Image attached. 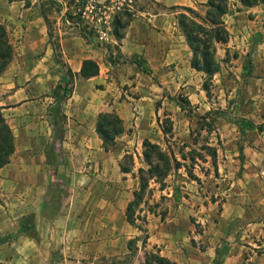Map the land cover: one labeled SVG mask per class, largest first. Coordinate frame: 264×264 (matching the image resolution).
I'll return each mask as SVG.
<instances>
[{"label":"rangeland","instance_id":"obj_1","mask_svg":"<svg viewBox=\"0 0 264 264\" xmlns=\"http://www.w3.org/2000/svg\"><path fill=\"white\" fill-rule=\"evenodd\" d=\"M263 4L249 9L241 0H229L223 17L229 40L216 44L221 68L208 80L190 63L165 67L156 75L118 70L135 56L121 53L114 32L136 17L141 7L163 9L150 0H135V16L119 0H0V23L14 46L13 58L0 77V107L16 145L10 162L0 169V224L12 231L0 238L15 239L20 234L31 238L22 237L14 245L21 250L18 262L29 264L28 254L36 246L32 264H112L107 258L123 257L129 240L145 235L127 221L126 208L139 187V168H147L143 143L148 138L181 166H175L163 184L150 180L152 193L137 209L138 222L150 235L147 249L156 247L167 257L216 251L213 264H225L230 252L234 264L238 258L233 254L242 253L237 264H264V247L248 229V222L264 219ZM52 42H60L63 63L56 61ZM88 56L98 58L101 74L111 73L112 83L101 85L98 79L78 77L64 109L78 120L95 103L102 105L103 112L117 111L129 121L116 146L109 153L99 150L103 156L96 154L98 164L91 167L86 155L92 147L79 142L92 144L91 134L75 130L73 120L67 119L70 125L56 136L50 116L56 102L54 89L67 65L75 67ZM105 61L113 65L109 71ZM172 72L177 77L168 75ZM103 89H108L107 94L102 95ZM101 96L113 107L104 106ZM244 120L257 127H241ZM208 146L217 150L218 170ZM127 153L130 157L124 159ZM122 162L132 171L123 172ZM24 172L30 174L27 181H4L10 173L23 176ZM42 186L47 188L43 203ZM16 187L19 194L14 193ZM56 218L61 231L54 237L47 222ZM38 222H42L40 231ZM22 224H34L45 241L20 232ZM143 246L140 241L136 264L145 257Z\"/></svg>","mask_w":264,"mask_h":264},{"label":"trees","instance_id":"obj_2","mask_svg":"<svg viewBox=\"0 0 264 264\" xmlns=\"http://www.w3.org/2000/svg\"><path fill=\"white\" fill-rule=\"evenodd\" d=\"M264 0H241L244 6H254ZM66 3V0H64ZM207 10L205 14L199 10L189 6H173L169 9L178 11V22L182 32L184 33L187 43L192 51L191 66L207 75L208 80L216 74L221 64L216 57L217 43H225L229 40V31L224 22V15L229 10V0H208ZM42 14L47 23H49V16L45 6H42ZM130 20L120 24L114 35L118 41L124 37V32L120 28H125ZM50 39H53V33L50 32ZM56 61L63 63L61 59V44L60 42H52ZM99 47V45L97 46ZM14 55V46L10 40L7 28L0 23V77L9 66ZM130 61L136 62L140 68L147 74H151V68L148 66L146 60L131 58ZM100 64L93 58H85L82 63L79 75L83 78L89 79L100 74ZM75 73L72 68L67 65V70L64 71L61 81L54 89L53 97L56 99L55 104L50 108V116L52 118L55 134L64 130L68 116L65 112L64 105L72 96L73 84ZM205 89L210 93V82H205ZM241 127L245 125L249 129H255L257 124L252 120H244L240 122ZM263 128V126H259ZM97 133L102 139V147L105 151H111L117 143V137L125 131L124 120L116 112H101L98 116ZM211 130V128H210ZM165 133H168L165 128ZM144 160L147 163V168H139V187L133 192V199H131L126 208L127 221L136 227L144 236H136L128 242V252L123 256H112L107 258L112 264H136L134 262L139 252V242L141 241L145 247V257L139 264H180L177 261L163 255L161 250L153 247L147 249L149 238L148 229L138 220L141 219L136 214L138 207L145 202L146 196L151 195L150 180L163 184L172 169L177 166L180 167L181 163L178 162L176 157H173L166 151L160 144L152 142L148 138L144 140ZM210 155L212 156L214 166L217 168L218 153L216 148L208 146ZM15 135L8 123L2 107H0V169L10 162L11 156L15 152ZM130 154H125L124 159H127ZM123 172L129 173L132 171L130 166L125 165L123 162L120 164ZM145 221V220H144ZM23 225L20 232H26L37 238L35 227ZM34 228V229H33ZM34 230V232L32 231ZM143 235V234H142ZM10 236L0 238V243L6 242ZM0 264H6L0 261Z\"/></svg>","mask_w":264,"mask_h":264},{"label":"crops","instance_id":"obj_3","mask_svg":"<svg viewBox=\"0 0 264 264\" xmlns=\"http://www.w3.org/2000/svg\"><path fill=\"white\" fill-rule=\"evenodd\" d=\"M139 1L143 2L144 0H139ZM150 1L156 5L162 6L163 9L154 10L153 7H151V10L147 9V7H141V9H139V14L136 17L130 19L129 24L124 29V37L120 41L121 53L126 57L135 56L136 58V56H139V59H142V60L145 59L148 66L151 68L153 75L158 74V72L164 69L165 67L174 66L178 68L180 65H186L187 63H190L191 65V62L189 61L190 47L187 43L184 33L182 32L180 28V25L178 22V11L172 10L169 8L173 6H189V7H193L199 10L200 8L207 7L206 4L208 0H150ZM253 8L254 7H250L249 9H253ZM262 11L264 13V4L262 5ZM238 36L239 35H237V37ZM93 51H97V49L95 48L93 49ZM104 53L106 52L103 51L102 54ZM86 58H93L100 64V61L95 56H88ZM84 59L85 58L78 60L76 62L75 67L73 66L71 67L69 65L72 68L73 72L75 73L74 81L75 79L79 80V78L82 80L98 79L97 83H100L101 85L105 84V85L110 86L112 82H110L109 78L111 77L112 74L108 73L104 76L101 74L102 69L100 70V74L92 78H89V79L83 78L79 75ZM105 64H106L107 71L113 68V65H111L112 63H109L110 66H108L107 65L108 63L105 61ZM100 67H101V64H100ZM118 70L123 71V72H127V70H133V72L137 76H142L145 73L140 68V66L136 62H133V61L123 62L122 64L119 65ZM128 75L130 74H127L126 77ZM168 75L170 77L172 76V78L177 77V73L175 72L169 73ZM131 80L132 78H130V81ZM102 91H103L102 95H105L107 94L108 89H103ZM101 97H102V104L104 106L110 105L109 102H106L105 96H101ZM71 99H72V96L69 98L67 102L68 104H69V101H71ZM92 106H93V109L79 116L77 118L78 120H75V118H71V116L68 114L69 110L68 109L65 110L68 116V121L73 120L75 130L82 129L90 133L92 136L91 138L92 144L89 140L84 141V142L79 141L80 144L81 143L83 144V146L87 145V147H92V149L91 148L87 149L88 154L86 155L88 158L91 159L90 163L92 164L89 163V167H91L92 165L94 166L98 164L96 161V154L103 156V154H101V152L99 151L103 149L102 139L99 137L97 130H96L98 116L101 112H103L102 111L103 109L101 108L102 105H97L95 103L94 105L92 104ZM110 106L113 107V105H110ZM72 114L74 115V112H72ZM122 118L124 120V126L126 129L129 125V121L125 117H122ZM67 124L70 125V123L68 122L66 123L65 127L67 126ZM103 151L105 153L110 152V151L107 152L104 149ZM104 159L107 162L110 161V158H104ZM22 178H24L27 181V179L29 180L30 178V174L24 172L23 176H20L19 173H15V174L10 173L9 176H7V178L4 179V181L8 182L9 184L10 182L14 180H19ZM41 179H45V176H41ZM28 188H30V190L34 189L33 186L32 187L30 186ZM46 189H47L46 186H42L41 191L39 192L40 195H42V198H41L42 203L44 200L43 198L46 195ZM36 192L37 190H34L31 192V194L32 193L35 194ZM14 193L19 194L20 188L16 187V189L14 190ZM262 202L264 203V198L262 199ZM15 205H17V203H15ZM60 223L61 222H59L57 218L54 219V221L47 222V225L51 228L50 231L53 232L54 237H56L57 234L61 231ZM17 226H18V223L16 224V227ZM41 226H42V222H38L37 227L39 228V231L41 230ZM248 229L250 232L249 234L256 235L257 239L262 243L261 246L264 247V219L258 220L257 222H248ZM14 230H16V228ZM11 232L12 231H10L8 228H1V224H0V235L9 234ZM16 232H19V230H16ZM37 236H41V241H45V235L44 233H42V231L39 232ZM22 237H27L28 239H31L29 238L28 235L24 236L23 234H20V235L15 236V239H9L6 242L0 243V261L5 262L6 264H9V263L10 264H22L18 262V257L20 255L18 251H21V250L19 249V247L14 248V245L18 243ZM34 238L35 237H33L32 239ZM149 238H150V235H149ZM35 240H38V239H35ZM37 249L39 250V248H37L36 246L35 250L34 248H32V251L34 252ZM33 252L30 251L29 252L30 254H28L29 264H32L33 256L31 255L33 254ZM210 253L207 251H202L201 253L195 254L192 257L180 256L174 253L172 256H169V258L177 261L180 264H187L189 261H190L189 262L190 264H213L214 259L216 258V251L212 255H210ZM231 253L232 252H230V254L226 256L225 258L226 261L224 262L225 264H230ZM241 254L242 253L240 254L237 253L236 256L233 254V258H238V261L235 262L234 264H237L238 262H240ZM12 255H14V257ZM21 259L27 262L24 257L23 258L21 257Z\"/></svg>","mask_w":264,"mask_h":264},{"label":"built area","instance_id":"obj_4","mask_svg":"<svg viewBox=\"0 0 264 264\" xmlns=\"http://www.w3.org/2000/svg\"><path fill=\"white\" fill-rule=\"evenodd\" d=\"M121 7L128 11L132 16L137 15L136 9H135V0H119Z\"/></svg>","mask_w":264,"mask_h":264}]
</instances>
